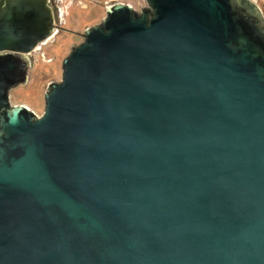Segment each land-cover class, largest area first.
Here are the masks:
<instances>
[{"label":"water","instance_id":"obj_1","mask_svg":"<svg viewBox=\"0 0 264 264\" xmlns=\"http://www.w3.org/2000/svg\"><path fill=\"white\" fill-rule=\"evenodd\" d=\"M144 1L86 29L38 116L10 92L55 11L0 0V264H264V7Z\"/></svg>","mask_w":264,"mask_h":264},{"label":"rangeland","instance_id":"obj_2","mask_svg":"<svg viewBox=\"0 0 264 264\" xmlns=\"http://www.w3.org/2000/svg\"><path fill=\"white\" fill-rule=\"evenodd\" d=\"M113 2L131 5L140 10L144 0H62L59 6L66 12V30L60 31L54 42L43 45L29 56L32 67L29 81L10 92L12 105H24L41 116L45 110L44 95L51 83L62 79V64L71 49L84 41L86 29L99 23L106 16V8ZM264 7V0H255Z\"/></svg>","mask_w":264,"mask_h":264},{"label":"flooded vegetation","instance_id":"obj_3","mask_svg":"<svg viewBox=\"0 0 264 264\" xmlns=\"http://www.w3.org/2000/svg\"><path fill=\"white\" fill-rule=\"evenodd\" d=\"M249 1L252 2L251 0H249ZM60 2H62V0H51V5H52V7H53V9L55 11V18H56L55 24H56V29L58 30V33L56 34V36L59 34L60 31H63V30H66L67 29L65 27V25H66L65 16H66L67 13L64 12V9H62V7H60L61 5L59 6ZM114 3H117V2H113L112 4H114ZM252 4L256 5L257 8L259 9V11L262 12L260 6L256 2H252ZM145 5H146V3H145ZM145 5H142V7L145 6ZM262 5L264 6V4H262ZM56 36H55V38H56ZM55 38H54V40H55Z\"/></svg>","mask_w":264,"mask_h":264},{"label":"built area","instance_id":"obj_4","mask_svg":"<svg viewBox=\"0 0 264 264\" xmlns=\"http://www.w3.org/2000/svg\"><path fill=\"white\" fill-rule=\"evenodd\" d=\"M141 9V8H140Z\"/></svg>","mask_w":264,"mask_h":264}]
</instances>
